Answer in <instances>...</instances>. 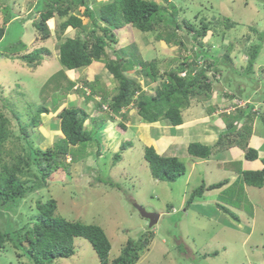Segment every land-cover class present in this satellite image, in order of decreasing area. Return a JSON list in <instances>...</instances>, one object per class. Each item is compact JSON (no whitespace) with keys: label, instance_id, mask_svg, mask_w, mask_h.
<instances>
[{"label":"rangeland","instance_id":"1","mask_svg":"<svg viewBox=\"0 0 264 264\" xmlns=\"http://www.w3.org/2000/svg\"><path fill=\"white\" fill-rule=\"evenodd\" d=\"M37 1L0 0V27L5 24L3 19L6 15L24 20L13 21L8 26L5 24L7 28H5L3 41L0 43V53L3 55L0 56V108L11 121L14 135H21L19 120L26 127L29 135L26 139L33 141L34 146L42 150L51 148L56 141V138H52V134L50 137L49 135L42 136L39 129L35 130L30 127V118L42 107L51 111L55 110L46 118L48 120L52 118V124L57 122L53 117L62 108L79 109L86 114L84 129L91 135L95 132L94 137L97 132L101 135L105 133L107 137L104 139V146L100 143V155L97 153L99 146L93 140L81 146L79 150L72 149L73 157L78 160L76 162L79 165H74L72 169H76L77 174L71 177L66 176L65 180H49L47 187L38 188L21 200L14 209V215L12 212H4L1 209L0 212L4 213L0 215V228L4 229L9 219L18 218L23 222L29 219L26 214L34 212L38 199L41 202L54 199L57 205L55 212L57 217L67 221L94 224L105 232L111 243L109 261L119 255L127 239H140L141 236L150 235L152 239L135 264H264V184L262 188L247 186L242 180L243 171L240 172L241 175H236L231 170L225 174L222 169H216L217 159H214L215 164L212 166H200L194 175H191L192 172L187 167L189 160L181 161L185 164L190 177L184 175L172 182L155 180L143 156L146 143L140 136H146L145 130L139 131L137 128L140 121V117L136 115L139 93L134 95L130 105L121 109L123 113L126 112L124 115H127L132 125L123 132H119L121 140L112 148H108L107 138H109V129L113 124L109 119L122 118L117 113H114L113 118H109V114L99 112L102 108L98 104L101 97L99 91L106 90L107 99L110 102L117 93L118 82L112 79V75L105 69L102 61L92 62L91 69L90 67L77 70L64 69L58 59V44L65 38L79 36V31L68 28L60 35V40H57V26L62 19L55 17L48 22L51 31L50 39L45 42L39 40L32 26L38 14L31 19L28 18L29 9ZM85 1L97 15L101 4L107 0ZM153 1L161 8H165L168 13L173 11L171 7L175 8L174 19L177 23L181 24L184 19L201 29L202 19L206 23L209 22V30L201 39L207 57L205 61L204 58L198 59L196 64L199 67L205 66L211 62L209 56H216L220 60V68L229 69L224 77L233 75L236 78L231 83V86L235 88L234 91L237 90L236 87L243 89L244 86L247 93L254 91L252 81L257 77L239 73L245 70L247 61L243 51L248 49L250 44L258 45L260 50L254 62L253 72L259 76L261 75L259 69H264L261 67L264 66V0ZM165 10L163 12L167 16ZM72 14L82 20V25L87 30L91 28V21L88 16H84L82 8L77 7ZM228 23H233L234 26L227 29L226 24ZM99 25L104 24L99 22ZM114 34H117L116 38L121 46L130 44L122 47L115 44L114 50L105 48L107 57H114V52L117 51L119 54L120 51L127 59L132 60V64L133 61H137L136 58L148 62L155 59L160 73H163L162 66L164 65L169 68V66H179L180 61H185L186 64L194 63L193 50L190 48L192 43L186 42V39L182 40V46L174 42L165 44L155 38V33H142L129 25L114 31ZM176 34L182 38L180 31ZM38 48L50 51L49 56L45 55L38 65H28L10 56L28 54ZM229 48V60H226L224 55ZM137 65H133L131 70L133 73L136 72ZM139 69L137 68V71ZM234 71L235 73H231ZM76 72L79 75L76 74L73 81L70 80ZM133 73L128 72V74ZM209 76L207 83H211L212 90L207 94L196 95V99H191L190 106L185 108L188 116L189 114L195 118L207 116L205 109L209 105L217 106L218 111L228 102L232 105L233 99L228 97L230 92L221 74L216 72L213 78L210 74ZM263 77L261 78L264 79ZM77 80L86 84L88 87L86 92L84 89H78L76 92L71 89V85ZM155 86L156 84L152 83L144 91L152 94ZM92 90L96 91L97 100L83 96L84 92L88 94ZM259 93L254 98H259L263 90L260 89ZM73 94L78 97L83 96L86 102L90 101L89 106L91 107L83 106ZM66 97L68 102L71 100L70 105H61ZM128 108L129 111H127ZM258 108L259 114L252 113L251 116H254L258 127L263 129L260 115L261 111L264 113V109ZM14 114L18 117L17 119ZM182 114V119L185 120L187 114L184 112ZM44 116L41 114V120L45 119ZM219 119L222 122L225 121L226 126L230 125L232 129L231 134L221 138V144L226 147L231 146L235 139L233 130L237 128L239 119L236 116L228 118L219 116ZM125 123L129 125L128 122ZM142 123L149 127L144 121ZM107 126L108 132L105 130ZM116 136V132L111 133L112 138ZM148 136L152 138L149 147H153L157 152V145L169 140L167 134L163 135L164 138H159L158 135L151 137L149 132ZM262 136H264V131H262ZM24 138L23 135L19 140L13 138L7 143L6 149L13 152L21 150L25 146ZM213 152H217L216 147ZM222 155H225V159L227 158L226 153L223 152ZM68 156L71 157V154L68 153ZM4 159L8 161L9 157L4 155ZM82 161L91 166L92 172L89 173L86 170L88 166L79 164ZM237 167L234 165L235 169ZM51 177L56 178L52 175ZM218 183L233 185L229 189L221 186L205 191L200 196L193 194L202 185L209 186ZM134 205L141 206L149 213L160 215L158 222L149 228L148 221L141 217ZM73 245L75 253L72 257L58 259L53 264H100L86 240L77 238ZM1 256L4 259L0 264H25L27 262L26 257H19L13 251L3 253Z\"/></svg>","mask_w":264,"mask_h":264},{"label":"trees","instance_id":"2","mask_svg":"<svg viewBox=\"0 0 264 264\" xmlns=\"http://www.w3.org/2000/svg\"><path fill=\"white\" fill-rule=\"evenodd\" d=\"M77 7H81L84 16L89 17L91 21L89 30L82 25V20L79 17L72 14ZM171 9L173 11L168 13L165 8H161L153 0H107L101 4L96 15L85 0H38L34 8L30 10L28 18L31 19L35 14H38L37 19L32 22V26L37 38L42 42L50 39L51 31L48 22L55 17L62 19L57 26V40H60V35L69 27L79 31V36L65 38L58 44L59 62L66 70L86 68L92 62H104L105 69L118 82L117 93L108 102L111 111L119 113L123 107L130 105L134 95L139 93L137 113L142 121L154 123L163 120L170 126H178L182 123L181 111L190 105L191 99H196V95L207 94L208 91L212 90L211 83L209 81L207 83V80L210 79L209 74L212 78L216 72L221 74L224 84L230 92L229 98H234L238 91H234L235 88L231 86L232 81L236 78L233 75L224 77L229 69H221L220 60L216 56H209L211 62L205 66L199 67L196 64L198 59L204 58L205 61V57H207L201 39L206 36L210 23H206L202 19L201 29L184 19L181 24L177 23L174 19L176 9L173 7ZM20 20L23 19L18 18L13 21ZM3 21L6 25H10L13 22L12 16L6 15ZM99 22L104 25H99ZM5 24L0 27V43L3 41L5 28H7ZM127 25L142 33H155V38L165 44L174 42L182 46V40L186 39V42L192 43L190 48L193 50L194 63L186 64L185 61H180L179 66H169V68L164 65L162 66L163 73H160L155 59L148 62L136 58L137 61H133L132 64V60L127 59L120 51L119 54L115 51L114 57H107L105 48L114 50L115 44L118 47L130 44L121 46L120 41L118 42L116 38L117 34H114V31ZM233 26V23L226 24L227 29ZM177 31L182 33V38L177 36ZM229 50L230 48L226 50L224 55L226 60H229ZM49 53L50 51L47 49L38 48L28 54L10 56L18 58L28 65H38L43 61V57ZM258 53L259 50L256 46L245 49L244 54L247 57V63L244 72L239 74L255 76L253 66ZM0 56H3L2 53ZM133 65H137L135 73L131 71ZM137 68H140L139 71ZM128 72L133 74H128ZM231 73H235V71ZM252 82L254 86L259 80L256 79ZM152 83L156 84L155 90L153 94L148 95L143 89ZM95 92V90L91 91L90 98L96 94ZM105 100H107V95L103 92L100 102H105ZM254 101L253 106L248 104L244 108L246 110L244 119L251 118L254 107L255 111L259 110ZM52 112L44 107L39 109L30 118V127L35 130L39 129L42 126L41 114L50 115ZM261 112L260 118L264 125V113ZM14 116L16 119L18 118L16 114ZM56 118L59 120V129L63 138L55 142L51 148L42 150L34 146L33 141L26 139L29 135L26 127L19 120L21 135L15 136L11 128V121L0 108V210L12 212L14 215V209L21 200L38 188L47 187L49 180L55 179L51 175L56 176L57 179L74 175L72 173L74 164L70 165L65 162V156L68 153L73 157L71 148L79 150L81 146H85L86 143L93 140L99 146L97 153L100 155V143L106 138V135L105 133L103 135L98 134L96 131L97 134L94 137L95 132L91 135L84 129L86 114L83 111L75 108H62L56 114ZM227 126L230 129V125ZM116 130L123 132L125 127L119 124ZM22 135L25 137V146L21 150L13 152L6 149L8 142L13 138L19 140ZM211 150L210 147L200 143H190L187 148L191 157L199 159L208 158L211 155ZM4 155L9 157L8 161L4 159ZM143 156L149 166L151 176L155 180L172 182L187 173V168L180 159L160 155L151 146L144 147ZM245 157L252 160L257 158V153L255 150L246 149ZM73 159L74 162L78 161L75 160V157ZM261 162L263 165L261 170L242 173V180L248 186L263 187L264 158ZM225 184L202 185L193 194L200 196L205 191L217 189ZM35 205L34 212L26 214L29 219L25 222L13 218V220L9 219L4 229L0 228V262L4 259L1 256L3 253L13 251L19 257H26L27 262L25 264H53L58 259L72 257L75 253L74 240L81 238L90 244L100 264H135L152 239L150 235L141 236L140 239H127L122 245L119 255L109 261L111 243L99 226L83 224L78 221H67L57 217L55 215L57 205L54 199L42 202L38 199ZM4 212H0V215Z\"/></svg>","mask_w":264,"mask_h":264},{"label":"crops","instance_id":"3","mask_svg":"<svg viewBox=\"0 0 264 264\" xmlns=\"http://www.w3.org/2000/svg\"><path fill=\"white\" fill-rule=\"evenodd\" d=\"M34 6L31 9H33ZM79 8H81V7H79ZM31 9H29L28 14H29ZM15 19H17V18L13 17L12 21ZM8 25L9 24H7L6 26H8ZM91 67H90V69H91ZM91 73L94 74V71L91 70ZM260 73H261V75L260 74H259V76L257 75L259 77V82L257 83V85L255 84L253 86V87H255L254 91L249 94L245 91V86L243 89H239L236 87L238 92L236 93V96H234V98H232L233 101H236V100H238V101H249V105L253 106L254 105L253 101L255 100L254 102L257 104L256 106L262 107V109H264V79L261 78L264 76V72H260ZM76 74H78V72L74 73V75H72V77H70V80H72ZM83 76H85L84 73H83ZM82 82L78 81V80L75 81V83H73L74 85L71 86V89L74 92H76V90H78V89H84V91L86 92V89H88V87L86 86V84L84 82H83L84 84ZM80 84H81V86H80ZM242 84L245 85V83H242ZM256 86H257V88H256ZM105 88H106V84H105ZM260 89L263 90V93L260 95V97H259L260 100H259V98H254V97L257 94H260L259 93ZM112 90H114V89H112ZM85 92H84L83 96L86 97L87 99L90 98L91 97V91L89 92L90 96L87 95V93H85ZM99 92L101 94H103V92H104L107 95L106 90L99 91ZM145 92L147 93V91H145ZM73 95H75V94H73ZM96 95L97 94H95L93 97L95 100H97L96 98L98 97ZM148 95H151V94L149 93ZM68 96H72V94H68ZM83 96L78 97L77 95H75L76 100L79 99L82 102L83 106L84 105H85V107H86V105L89 106L91 104L90 101L86 102L84 100ZM100 99H101V97H100ZM256 99H258V101H256ZM91 100L93 101V99H91ZM81 102H79V103H81ZM108 102H109V100L107 99V100H105V102L100 103L99 105L101 107L103 105L108 106ZM70 103H71V100H69V102H68V98L66 97V100H64V102L61 105L67 104V106H68V104L70 105ZM229 105H230V102H228L227 105L223 106L220 109V111L217 110L218 109L217 106L209 105L208 108L205 109L206 110L205 112H207L208 115L204 116V117H198V118L191 117L190 114L188 116V112H186L185 108H184L181 111V117L183 115L182 114L183 112L185 114H187V116L185 117V120L182 119V123L178 126H170V125H168L167 122H165L163 120H159V121L154 122V123H145V125H149V127H147V126H144V123H142L143 121L141 120V118H139L140 121L137 124V128L139 129V131L145 130L146 136L145 137H142V135L140 136L142 139L145 140V143H146L145 146H149L152 143V138H149V136H148L149 132L151 133V137L158 135L159 138H164L163 135L167 134V138L169 140L162 141L159 144V146L157 145L158 153L160 155H163V156H168V153H169L170 157H176V158L180 159L181 161L189 160V165H187V167L192 172L191 175H194L195 172L197 173L198 168L202 165H204V166L214 165L215 164L214 159L218 160L217 165H216V169H218V170L222 169V172H224L225 174H227L230 170L233 173H235L236 175H241V173H240L241 171L244 172V171L261 170L263 167L261 160L264 158V136H262V131H264V125L262 124L263 129L259 128L257 123H255L254 116H251L250 119H244L243 116H244L246 110L242 109L240 107L230 109L229 112L225 113V110H226L225 108H228ZM189 106L190 105H188L186 108H188ZM89 107H91V106H89ZM80 108H82V107L80 106ZM208 110H212V111L208 112ZM127 111H129V108L127 109ZM259 111L260 110L252 111V113L259 114ZM99 112H102L104 114H108V110H104L102 108ZM123 112L124 111L121 110L119 113H117L121 116L122 119H119V120L109 119L110 122H113V124H111V127L109 129V135H108L109 138H107L109 143H107V144L105 143L106 146H108V148H112L115 143H117L121 140L119 138V135H121V134L116 130L117 125L122 124L125 127V129H127L128 127H130L132 125L131 122L128 120L127 115H124L126 112L125 113H123ZM214 112H216V113H214ZM52 113H54V111ZM109 113L111 114L113 112H109ZM136 115L138 116L137 113H136ZM113 116H114V114H112V117L109 116V118H113ZM219 116H224L225 118L236 116L239 119L237 128H235L233 130V133L235 134V139H233L234 144L231 146L226 147V146H223L221 144V138L227 137L228 134H231L232 129L231 128L229 129V127L226 126L225 121L224 122L220 121ZM48 117H49V115H45L44 120H46V121L43 122L44 120H42L43 124L39 128V131L41 132L42 136L49 135V137H50V134H52V138H54V139L59 138L60 135L56 136L57 134H60L59 121L55 117H53L57 120V122L55 124H52V118L48 120V119H46ZM208 118H210V119L212 118L211 120H214V119L215 120L211 121ZM125 122H128L129 125L128 124L125 125L126 124ZM107 123H109V122H107ZM145 128H147V129H145ZM42 129H44L43 132H42ZM105 130L108 132V126L105 128ZM114 132L117 133L116 138L111 137V133H114ZM157 132L159 134H157ZM99 137H101V135H99ZM106 137H107V135H106ZM236 137H237V139H236ZM101 143L104 146V139ZM162 143H165V145H162ZM190 143H200L202 145L210 147L212 149L211 155L206 159H199V158L191 157L187 152V148H188ZM214 147H216V150H217L216 153L213 152ZM246 149L255 150V152L257 153V158L252 159V160L247 159L245 157ZM71 150H72V148H71ZM221 152L222 153L224 152L227 154L226 159H225V155H222ZM88 155H89V153H88ZM95 156H98V155H95ZM216 156H218V158H216ZM213 157H215V158H213ZM82 163H83V161L80 162L79 164L86 166V167L88 166L85 163H83V164ZM93 163H95V161ZM74 165H78V164L76 163ZM231 165H233V166H231ZM234 165H236L238 167L235 169ZM87 170L89 173L92 172L91 166H88ZM74 171H75V173L77 172L76 169H74ZM186 175L188 177L191 176V175H188V172ZM88 176H90V175H88ZM232 185H229L227 183L224 185V187H226V189H229L230 187H232ZM250 187H252V186H250Z\"/></svg>","mask_w":264,"mask_h":264},{"label":"clouds","instance_id":"4","mask_svg":"<svg viewBox=\"0 0 264 264\" xmlns=\"http://www.w3.org/2000/svg\"><path fill=\"white\" fill-rule=\"evenodd\" d=\"M254 46H256L257 48H258V50H259V47H258V45H253V44H250L249 45V47H248V49H251L252 47H254ZM244 51H245V49H244ZM244 51H243V54H244ZM259 53H260V50H259ZM259 53H258V55H259ZM244 57L246 58V61H247V57L245 56V54H244ZM94 63V62H93ZM91 66V65H90ZM261 67H264V66H261ZM260 68V67H259ZM197 71V70H196ZM259 72H264V69L263 68H260L259 69ZM254 75L257 77V79L259 80V77L257 76V74L254 72ZM146 93V92H145ZM147 94V93H146ZM87 95H89L90 96V93H88ZM93 97H94V95H93ZM92 97V98H93ZM231 99V98H230ZM100 101H101V99H100ZM99 101V102H100ZM236 101H238V100H236ZM236 101H233V103H232V105H229V107H232V109H234V108H236V107H240V108H242V109H244L245 107H246V105H248L249 104V101H242L241 103H245V105H244V107H242V106H238V103L239 102H236ZM101 103V102H100ZM102 109H104V110H108V114H110L109 112H113V111H111V109H110V107H109V104H108V106L107 105H103L102 106ZM226 110H227V108H225ZM225 110V112H227ZM254 110H255V107H254ZM229 112V111H228ZM112 114H114V112L113 113H111L110 114V116H112ZM139 116V115H138ZM55 118H56V116H55ZM57 119V118H56ZM58 120V119H57ZM59 121V120H58ZM145 123H147V122H145ZM60 139L61 138H63V135H62V133L60 132V137H59ZM59 138H56V141H54V143L55 142H57L58 140H59ZM72 160H73V157H72V155H71V157L70 156H68V155H66L65 156V162L67 163V164H70V165H72ZM77 162H74L73 161V164H76ZM86 167V166H85ZM87 170V169H86ZM85 170V171H86ZM72 173L73 174H76L75 173V171L72 169ZM66 178V177H65ZM65 178L63 179V180H65ZM55 179H57V177L55 178Z\"/></svg>","mask_w":264,"mask_h":264},{"label":"water","instance_id":"5","mask_svg":"<svg viewBox=\"0 0 264 264\" xmlns=\"http://www.w3.org/2000/svg\"><path fill=\"white\" fill-rule=\"evenodd\" d=\"M134 207L140 213L141 217L148 221L149 228L153 227L158 222L160 215L156 213H149L139 205H134Z\"/></svg>","mask_w":264,"mask_h":264},{"label":"built area","instance_id":"6","mask_svg":"<svg viewBox=\"0 0 264 264\" xmlns=\"http://www.w3.org/2000/svg\"><path fill=\"white\" fill-rule=\"evenodd\" d=\"M244 105H245V103H241V102L238 103V106L244 107ZM230 109H232V107H228L226 111L228 112Z\"/></svg>","mask_w":264,"mask_h":264}]
</instances>
